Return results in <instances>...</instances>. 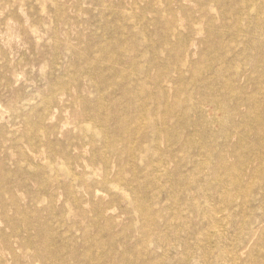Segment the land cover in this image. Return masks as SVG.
<instances>
[{
    "label": "rangeland",
    "instance_id": "1",
    "mask_svg": "<svg viewBox=\"0 0 264 264\" xmlns=\"http://www.w3.org/2000/svg\"><path fill=\"white\" fill-rule=\"evenodd\" d=\"M263 230L264 0H0V264H264Z\"/></svg>",
    "mask_w": 264,
    "mask_h": 264
},
{
    "label": "bare ground",
    "instance_id": "2",
    "mask_svg": "<svg viewBox=\"0 0 264 264\" xmlns=\"http://www.w3.org/2000/svg\"><path fill=\"white\" fill-rule=\"evenodd\" d=\"M233 181V180H232ZM229 183V182H228ZM232 183V182H231ZM231 185V184H230ZM232 186H233V183H232ZM231 188H233V187H231ZM221 189V188H220ZM223 190V189H222ZM230 191V190H229ZM223 192V191H222ZM226 192V191H225ZM231 192V191H230ZM229 192V193H230ZM225 194V193H224ZM232 194V193H231ZM230 194V195H231ZM220 195H221V200H224L225 199V197L222 195V193H220ZM226 195V197H227V195H228V193H226L225 194ZM220 197V196H219ZM226 199H228L229 201H231L230 199H229V197H227ZM225 199V200H226ZM220 200V201H221ZM224 200V201H225ZM228 200H226L227 202H229ZM233 200V199H232ZM232 202V201H231ZM230 202V203H231ZM217 203H218V201H217ZM223 203V202H222ZM225 204H227V203H224V205ZM229 204V203H228ZM223 205V204H222ZM230 205V204H229ZM228 207V206H227ZM219 209L218 210H220V211H222V210H224L225 208L223 207L222 208V210L220 209V207H218ZM230 208H231V206H230ZM227 210V209H226ZM232 210V209H231ZM229 211H230V209H229ZM224 212V211H223ZM215 213V212H214ZM227 213V212H226ZM232 213V212H231ZM230 213V214H231ZM233 215H234V213H233ZM233 217V216H232ZM234 217H235V215H234ZM234 217H233V219H234ZM227 221H231V219H230V215L228 214V215H223L222 213H215L214 215H213V229H214V231H215V233H216V235H219V236H224V235H226V236H228V235H230L231 233H232V226H233V224L231 223V225L229 224V223H227ZM234 221H237L236 219H234ZM234 223V222H233ZM235 226V225H234ZM233 226V227H234ZM237 226V225H236ZM236 226H235V228H236ZM235 231V230H234ZM264 231V230H263ZM205 232V231H204ZM214 233V234H215ZM209 235V234H208ZM264 235V234H263ZM262 235V236H263ZM226 238V237H225ZM221 240V239H220ZM264 240V239H263ZM215 242V241H214ZM260 243V242H259ZM264 261V260H263ZM262 264H263V262H262Z\"/></svg>",
    "mask_w": 264,
    "mask_h": 264
}]
</instances>
